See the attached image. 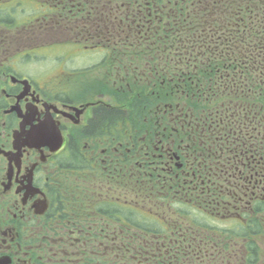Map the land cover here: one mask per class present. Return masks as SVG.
Returning a JSON list of instances; mask_svg holds the SVG:
<instances>
[{
    "label": "flooded vegetation",
    "instance_id": "flooded-vegetation-1",
    "mask_svg": "<svg viewBox=\"0 0 264 264\" xmlns=\"http://www.w3.org/2000/svg\"><path fill=\"white\" fill-rule=\"evenodd\" d=\"M262 44L264 0H0V264H264Z\"/></svg>",
    "mask_w": 264,
    "mask_h": 264
},
{
    "label": "trees",
    "instance_id": "trees-1",
    "mask_svg": "<svg viewBox=\"0 0 264 264\" xmlns=\"http://www.w3.org/2000/svg\"><path fill=\"white\" fill-rule=\"evenodd\" d=\"M227 2V0H225ZM249 2V0H248ZM256 20H260L262 19L261 17V14H258L256 17H255ZM223 46L224 47H227L228 45L226 43H223ZM264 44H262L260 47H257L256 45H249V47L247 48V51L249 52L250 55H254L256 53H259V52H264ZM228 49V47H227ZM224 54H227V50L223 52V54H221V51L219 50L217 52L216 55H220L222 56L223 58H225V55ZM237 57V55H235ZM252 58V56H250ZM226 59V58H225ZM100 113H105V114H108V115H111V114H114V113H111V112H107V111H101L100 110ZM80 157V155H75L73 156V162L74 163H79L80 162V159H78ZM122 213L123 214H126V213H131V211L129 209H126L124 206L122 208ZM125 215H123V227H125V223L128 224L126 225L128 228H130V219H125ZM150 221V222H149ZM137 229L139 230H143L145 232H148L149 235L152 233V234H157L158 232H160V226L155 222V221H152V220H149V219H142V218H138L137 219V225L135 226ZM137 237V236H136ZM126 239V240H125ZM140 241V239H139ZM122 242L123 244H126L129 242V237H122ZM130 243V242H129ZM140 259H139V263L138 264H141L140 263ZM89 264H96V262L94 261H90ZM129 264V263H128Z\"/></svg>",
    "mask_w": 264,
    "mask_h": 264
},
{
    "label": "rangeland",
    "instance_id": "rangeland-1",
    "mask_svg": "<svg viewBox=\"0 0 264 264\" xmlns=\"http://www.w3.org/2000/svg\"><path fill=\"white\" fill-rule=\"evenodd\" d=\"M72 181H73V179H71ZM144 211H146V209H144ZM200 217L201 216H198L197 218V220H199V221H201L202 223H204V224H211V225H214L215 224V221H211V220H208L207 218H206V220L205 219H200ZM177 219V218H176ZM182 224H189V222L191 221V220H186V219H178ZM94 222H96L95 221V219H94ZM192 222V221H191ZM223 226H228V224H223ZM218 227H221L219 224H218ZM212 236H215V235H212ZM261 254L262 253H264V245H262V248H261V252H260ZM104 264H114V262L113 261H111L110 259H108V258H106V260L104 261Z\"/></svg>",
    "mask_w": 264,
    "mask_h": 264
},
{
    "label": "water",
    "instance_id": "water-1",
    "mask_svg": "<svg viewBox=\"0 0 264 264\" xmlns=\"http://www.w3.org/2000/svg\"><path fill=\"white\" fill-rule=\"evenodd\" d=\"M34 143H35V136H33L32 139H29V141H28L27 144H28L29 146H34Z\"/></svg>",
    "mask_w": 264,
    "mask_h": 264
}]
</instances>
